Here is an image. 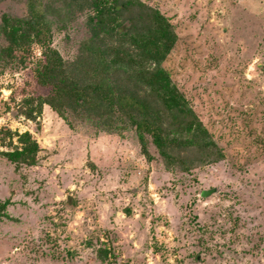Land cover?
<instances>
[{
    "label": "rangeland",
    "instance_id": "obj_1",
    "mask_svg": "<svg viewBox=\"0 0 264 264\" xmlns=\"http://www.w3.org/2000/svg\"><path fill=\"white\" fill-rule=\"evenodd\" d=\"M35 1L51 19L49 45L73 59L92 0ZM140 1L171 23L163 65L220 157L182 170L130 129L69 127L36 102L25 116L24 97L50 91L36 81L42 47L4 49L3 22L29 6L0 0V264H264V0ZM25 131L38 150L16 164L5 152Z\"/></svg>",
    "mask_w": 264,
    "mask_h": 264
},
{
    "label": "trees",
    "instance_id": "obj_2",
    "mask_svg": "<svg viewBox=\"0 0 264 264\" xmlns=\"http://www.w3.org/2000/svg\"><path fill=\"white\" fill-rule=\"evenodd\" d=\"M92 3L96 12L88 16L90 34L71 60L49 45L51 19L40 2L28 0V15L14 18L10 25L3 22L9 41L4 49L10 55L16 57L14 49H24L30 38L42 47L36 81L50 91L24 97L23 114L33 117L36 102L38 109L47 104L69 127L89 123L108 133L130 129L141 143L149 139L168 166L178 164L182 170L220 157L210 133L163 65L176 41L168 18L140 0ZM19 138L21 146L5 154L16 164L30 163L38 145L27 131ZM188 151L202 155L189 160Z\"/></svg>",
    "mask_w": 264,
    "mask_h": 264
},
{
    "label": "water",
    "instance_id": "obj_3",
    "mask_svg": "<svg viewBox=\"0 0 264 264\" xmlns=\"http://www.w3.org/2000/svg\"><path fill=\"white\" fill-rule=\"evenodd\" d=\"M215 190H216L215 188H211V189H208V190L203 189L201 191V195L202 196H208L210 193L214 192Z\"/></svg>",
    "mask_w": 264,
    "mask_h": 264
}]
</instances>
